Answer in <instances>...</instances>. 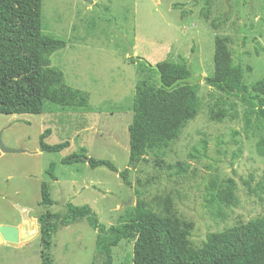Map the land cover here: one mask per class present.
Wrapping results in <instances>:
<instances>
[{"label": "rangeland", "instance_id": "1", "mask_svg": "<svg viewBox=\"0 0 264 264\" xmlns=\"http://www.w3.org/2000/svg\"><path fill=\"white\" fill-rule=\"evenodd\" d=\"M209 0H42L44 32L66 40L52 55V65L63 70L66 83L89 95L86 108L47 103L41 114H0V139L24 153L0 156V225H19L13 202L34 208L31 217L63 209V203L90 204L107 226L126 213V203L139 199L156 209L160 197L171 195L178 215L194 223L191 242L201 247L210 232H219L264 215V195L251 192L264 177V155L258 152L260 131L247 128L249 104L241 96H227L205 82L214 72L215 38H232L235 61L245 69V81L264 78V0H211L212 17L228 19L214 29L201 16ZM184 11L189 13L182 16ZM229 11V12H228ZM130 40L136 56L152 64L163 60L186 61L199 81L201 108L164 150L150 151L130 170L131 187L119 172L88 163L64 164L62 159L82 147L88 155L113 161L122 171L129 165L130 133L137 84L143 67L132 62L128 47L113 25ZM134 56V57H136ZM251 67L252 69H249ZM227 100L228 114L214 120L211 110ZM49 144L69 141L59 152L42 151L45 130ZM206 145V148H204ZM199 151V152H197ZM199 154V157L192 156ZM55 162L59 181L47 173ZM184 162L186 172L174 165ZM173 165V167H169ZM234 177L239 203L226 209L227 217L213 215L205 206L207 186L213 176ZM61 204L41 205V185ZM97 231L85 219L59 227L52 236V264H98ZM134 239L113 248V264H134ZM44 245L40 229L26 242L0 245V264H42Z\"/></svg>", "mask_w": 264, "mask_h": 264}, {"label": "trees", "instance_id": "2", "mask_svg": "<svg viewBox=\"0 0 264 264\" xmlns=\"http://www.w3.org/2000/svg\"><path fill=\"white\" fill-rule=\"evenodd\" d=\"M42 9V0H0V114H41L48 102L82 108L89 105L88 93L68 85L63 70L52 65V55L64 49L67 42L44 32ZM187 13L184 11L182 16ZM200 13L216 30L228 19L225 15L212 17L211 0ZM231 44V36L215 38L214 72L204 80L224 95L241 96L249 104L245 125L260 131L257 148L264 155V78L246 83L245 69L235 61ZM131 61L143 67L145 76L137 84L134 97L128 167L119 171L113 161L89 156L85 147L62 159L64 164L85 162L92 168L106 166L119 172L128 187L132 186L131 168L150 151L168 148L201 108L199 83L184 81L167 88L191 75L186 61L163 60L154 65L143 56L131 57ZM160 74L165 85L160 84ZM226 104V99L218 101L217 108L211 110L212 119L223 120L227 116ZM51 132L48 128L41 135L42 151L59 152L70 146L69 141L47 143L45 139ZM174 166L179 168V173L187 171L184 162ZM55 168L52 162L47 173L58 180ZM247 185L251 192L264 195V177L254 187L250 181ZM237 188L234 177L213 176L207 186L205 206L213 215L226 218V209L239 203ZM40 204H61L52 198L46 182L41 185ZM79 219H85L97 231L98 264H113V248L124 239L135 240L134 264H264V215L223 231L210 232L203 245L195 247L191 242L194 223L178 215L171 195L160 197L156 209L139 199L110 226L100 220L90 204L67 201L62 210L42 213L38 218L44 245L42 264L53 263L50 250L54 232Z\"/></svg>", "mask_w": 264, "mask_h": 264}, {"label": "water", "instance_id": "3", "mask_svg": "<svg viewBox=\"0 0 264 264\" xmlns=\"http://www.w3.org/2000/svg\"><path fill=\"white\" fill-rule=\"evenodd\" d=\"M225 1H226L227 6H228V10L230 11V9H231L230 0H225ZM253 1L254 0H250V3L252 4ZM112 31L128 47L129 57L136 56V51L134 49V46L132 45V43L130 42L128 37L122 31H120L118 29L116 21L114 22ZM189 68L191 71V75L189 77L184 78V79H178L172 85L167 86V88L172 89L178 83L184 82V81H189L191 83H198L199 81H202L204 79L203 75H197L191 70L190 66H189ZM159 80H160L161 85H165L164 82L162 81L161 74H160ZM235 92L237 93L238 90H236ZM256 101H258V100H256ZM24 152H27V151L25 149H22V148L9 147L6 144H4L3 141L0 139V156L3 153H24ZM13 204L18 209V211L20 213L21 222L19 225H11V224L0 225V245L6 244V243H18V242L29 241L32 237L37 235V233L39 231L38 219L32 218L30 215V212L33 209L29 206L17 204L15 202H13ZM126 206L127 207L131 206V202H127Z\"/></svg>", "mask_w": 264, "mask_h": 264}, {"label": "flooded vegetation", "instance_id": "4", "mask_svg": "<svg viewBox=\"0 0 264 264\" xmlns=\"http://www.w3.org/2000/svg\"><path fill=\"white\" fill-rule=\"evenodd\" d=\"M26 205H27V204H26ZM28 206L31 207L30 205H28ZM31 208L34 210L33 207H31ZM33 210H32V211H33ZM32 211H31V212H32ZM31 212H30V214H31ZM19 215H20V213H19ZM20 218H21V216H20ZM20 222H21V221H20ZM11 225H13V224H11Z\"/></svg>", "mask_w": 264, "mask_h": 264}, {"label": "crops", "instance_id": "5", "mask_svg": "<svg viewBox=\"0 0 264 264\" xmlns=\"http://www.w3.org/2000/svg\"><path fill=\"white\" fill-rule=\"evenodd\" d=\"M58 177V176H57ZM56 181H59V178H58V180H56Z\"/></svg>", "mask_w": 264, "mask_h": 264}]
</instances>
